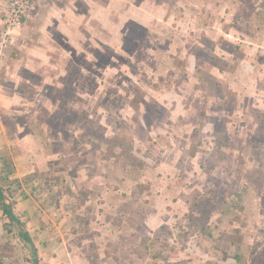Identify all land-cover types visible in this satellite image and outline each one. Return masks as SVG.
<instances>
[{
    "label": "rangeland",
    "instance_id": "rangeland-1",
    "mask_svg": "<svg viewBox=\"0 0 264 264\" xmlns=\"http://www.w3.org/2000/svg\"><path fill=\"white\" fill-rule=\"evenodd\" d=\"M25 1L0 156L30 149L31 241L0 264H264V0Z\"/></svg>",
    "mask_w": 264,
    "mask_h": 264
},
{
    "label": "trees",
    "instance_id": "trees-1",
    "mask_svg": "<svg viewBox=\"0 0 264 264\" xmlns=\"http://www.w3.org/2000/svg\"><path fill=\"white\" fill-rule=\"evenodd\" d=\"M0 211L2 217H6V221L2 223V227L6 232H12V228L18 226V234L26 241H31L28 233L25 230H21L23 222H21L13 212V194L14 188L13 182L16 178L13 176L15 173V166L13 164L10 155L0 156ZM8 197L11 198V202L8 201Z\"/></svg>",
    "mask_w": 264,
    "mask_h": 264
},
{
    "label": "crops",
    "instance_id": "crops-1",
    "mask_svg": "<svg viewBox=\"0 0 264 264\" xmlns=\"http://www.w3.org/2000/svg\"><path fill=\"white\" fill-rule=\"evenodd\" d=\"M4 143H6L5 141H4ZM12 143V142H11ZM14 143V142H13ZM24 145V144H23ZM22 148H24L25 149V147L24 146H22ZM28 151V152H27ZM29 152H30V149H29V147H27V149L26 150H22L21 151V154L20 155H13L12 156V161H13V164H14V166H15V170H16V175H19V174H25V171L27 170V168H28V163L25 165V163H24V160L26 159V160H28V158H29ZM3 155H6V154H4L3 153ZM20 159H21V162L23 163V165H25V166H23V167H21V165L18 163V160L20 161ZM0 167H1V165H0ZM1 169V168H0ZM9 198V197H8ZM11 199V198H10ZM25 200H27V199H23V200H21V199H16V202H14L15 204H14V206H13V212H14V214H15V216L22 222V221H24L25 222V220H24V216H25V212L23 211V213L21 214V213H17L15 210H16V208H17V206H23L25 209L26 208H28V209H26V211H28L29 212V210H30V208L29 207H27V204H26V201ZM16 207V208H15ZM23 215V216H22ZM0 218L1 219H3V220H1L0 219V230L2 231H4V232H6L4 229H3V227H2V223L4 222V221H6V219H4V217H2V214H1V211H0ZM27 233H28V230L26 229L25 230ZM7 233V232H6ZM29 235V234H28ZM68 254V253H67ZM14 262H15V260H14Z\"/></svg>",
    "mask_w": 264,
    "mask_h": 264
},
{
    "label": "built area",
    "instance_id": "built-area-1",
    "mask_svg": "<svg viewBox=\"0 0 264 264\" xmlns=\"http://www.w3.org/2000/svg\"><path fill=\"white\" fill-rule=\"evenodd\" d=\"M26 0L25 2H27ZM23 12H21L19 9L13 10L12 14L6 15L5 23L7 24V29L0 34V55L2 54V51L12 42V36L9 34L7 30L10 26H19L23 23Z\"/></svg>",
    "mask_w": 264,
    "mask_h": 264
}]
</instances>
